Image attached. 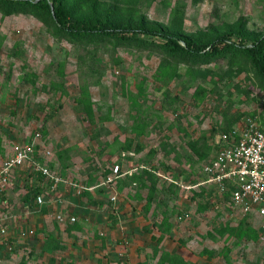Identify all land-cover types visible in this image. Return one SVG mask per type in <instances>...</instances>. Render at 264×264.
<instances>
[{
  "label": "rangeland",
  "instance_id": "rangeland-1",
  "mask_svg": "<svg viewBox=\"0 0 264 264\" xmlns=\"http://www.w3.org/2000/svg\"><path fill=\"white\" fill-rule=\"evenodd\" d=\"M100 3L203 42L264 35V0ZM141 37L74 39L31 10L0 11V168L31 139L62 179L24 166L0 182V217H16L0 223V264H264V218L207 173L221 133L248 117L264 127V79L230 49L193 59Z\"/></svg>",
  "mask_w": 264,
  "mask_h": 264
},
{
  "label": "trees",
  "instance_id": "trees-1",
  "mask_svg": "<svg viewBox=\"0 0 264 264\" xmlns=\"http://www.w3.org/2000/svg\"><path fill=\"white\" fill-rule=\"evenodd\" d=\"M54 6V12L52 5ZM76 5L86 8L79 15L68 10L67 0H0V11L11 14L18 10H31L34 13L51 19L55 27L71 38H108L116 40H137L141 35H149L164 40L162 47L175 56L197 59L204 57L211 59L217 55L231 51L235 56L249 58L255 71L264 79V35L253 39L251 43L242 37L238 42L233 40L232 33H225L215 37L212 41L203 42L198 39L175 34L161 27H151L143 22H122L115 20L109 13H103L100 0H78ZM229 41L226 47L219 44ZM39 180L45 176L39 172ZM47 178V177H46ZM37 187L34 191L37 192ZM32 192V191H31ZM28 193V200L31 198ZM229 196V194H227ZM90 205L103 207L105 202L90 199Z\"/></svg>",
  "mask_w": 264,
  "mask_h": 264
},
{
  "label": "built area",
  "instance_id": "built-area-1",
  "mask_svg": "<svg viewBox=\"0 0 264 264\" xmlns=\"http://www.w3.org/2000/svg\"><path fill=\"white\" fill-rule=\"evenodd\" d=\"M35 146V140L31 139L13 144L0 168L3 185L9 182L15 169L24 166H31L55 183L61 182V177L48 164L36 158ZM217 146V153L207 167L208 181L216 183L219 190L230 193L235 209L264 218V127L248 117L240 125L221 133ZM37 201L42 203L43 197L39 196ZM65 217L62 213L57 215L60 221ZM70 220L75 222L76 217L71 216ZM32 233L34 230L21 234L28 236Z\"/></svg>",
  "mask_w": 264,
  "mask_h": 264
},
{
  "label": "crops",
  "instance_id": "crops-1",
  "mask_svg": "<svg viewBox=\"0 0 264 264\" xmlns=\"http://www.w3.org/2000/svg\"><path fill=\"white\" fill-rule=\"evenodd\" d=\"M218 140V139H217ZM218 147V146H217ZM27 167H29V166H27ZM46 178V177H45ZM38 179H37V181L35 180V184H38ZM227 194H229V197H230V202H231V195H230V193L227 191ZM38 202V201H37ZM12 218V219H11ZM16 217H9V216H6V217H0V223H2L3 221H7V223H8V225L11 223V221L10 220H14Z\"/></svg>",
  "mask_w": 264,
  "mask_h": 264
},
{
  "label": "water",
  "instance_id": "water-1",
  "mask_svg": "<svg viewBox=\"0 0 264 264\" xmlns=\"http://www.w3.org/2000/svg\"><path fill=\"white\" fill-rule=\"evenodd\" d=\"M36 1H38V0H36ZM51 5H52V10H53V12H54V6H53V3H51Z\"/></svg>",
  "mask_w": 264,
  "mask_h": 264
}]
</instances>
